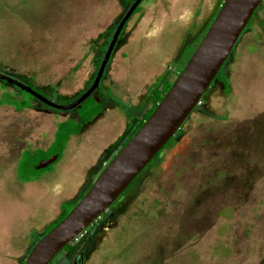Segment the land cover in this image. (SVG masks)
<instances>
[{"label": "rangeland", "instance_id": "rangeland-1", "mask_svg": "<svg viewBox=\"0 0 264 264\" xmlns=\"http://www.w3.org/2000/svg\"><path fill=\"white\" fill-rule=\"evenodd\" d=\"M127 1L131 0H0V74L57 105L74 103L93 84L119 20L129 9ZM215 2L170 0L166 11L150 8L152 24L139 31L140 14L155 3L143 0L117 44V48L124 44L122 58L134 84L127 86L124 76L118 82L122 102L107 92L103 95L120 107L118 114L136 113L128 101L137 98L153 76L159 92L174 80L195 47L190 44L197 30L213 16L220 0ZM212 7L213 11L202 14ZM197 14L202 15L196 18ZM257 19L223 67L230 82L229 95L218 85L203 97L201 107L191 113L159 158L125 191L130 192L126 208L118 207L113 229L100 231L87 264H264V13ZM120 54L121 49L113 54L115 61ZM112 59L96 92L71 111L50 109L0 81L2 124L6 107L22 110L33 102L52 116L26 113L31 126L60 129L56 116L62 115L58 121L77 113L83 118L71 119L60 129L64 138L71 135L73 145L66 142L67 152L56 166L36 170L41 162L56 156L58 147L30 151L21 158L18 176L32 180L46 173V188L30 198L0 196V222L14 216V224L23 218L31 219V226L37 222L39 228L48 224L50 207L72 190L64 172L72 175L79 169L82 177L106 142L114 140L108 120L90 125L103 112L101 107L98 116L92 115L100 110L96 96L104 90ZM18 95L22 102L16 100ZM152 105L151 99L148 108ZM111 119L109 123L115 118ZM57 166L62 170L57 171ZM36 241L37 236L24 240ZM65 255L61 252L52 264H67Z\"/></svg>", "mask_w": 264, "mask_h": 264}, {"label": "water", "instance_id": "water-1", "mask_svg": "<svg viewBox=\"0 0 264 264\" xmlns=\"http://www.w3.org/2000/svg\"><path fill=\"white\" fill-rule=\"evenodd\" d=\"M142 2L143 0H136L128 10L117 27L94 84L74 103L60 106L6 75L0 74V80L19 87L53 109L71 111L78 108L99 88L124 26ZM261 5H264V0L224 1L192 57L150 118L109 162L67 217L49 233L41 236L32 247L24 264H51L68 245L100 219L125 193L200 105ZM58 159L56 155L43 161L36 170L46 169Z\"/></svg>", "mask_w": 264, "mask_h": 264}, {"label": "crops", "instance_id": "crops-1", "mask_svg": "<svg viewBox=\"0 0 264 264\" xmlns=\"http://www.w3.org/2000/svg\"><path fill=\"white\" fill-rule=\"evenodd\" d=\"M169 1L170 0H155L154 6L148 7L143 14H140V20L137 24L136 29L140 31L142 30V27H146V24L147 26H151L152 18L154 16L151 14L149 9L151 8L153 10L155 7H161L166 11L165 6ZM217 1L218 0H216L215 3H217ZM207 11H213V7L212 9L207 8V10L203 11L202 14H205ZM198 16L199 14H197L195 17L198 18ZM211 17L207 19V22L210 21ZM207 22H205V24H203L202 27L197 30V34L194 37V40L202 34V32L200 33V31L204 30L203 28L207 26ZM125 44H127V42ZM123 45L124 44H122L114 52L117 53L118 50L121 49L120 57L117 56L119 58L118 60L115 61L114 58L116 56L112 55V62L110 63V66L108 67V70L106 72L105 79L103 80V88L105 91H100V95L98 94L96 96L97 100H99L100 102H104L103 112L94 123L90 124L95 125L99 123V121L108 120V126H110L109 131L115 135L114 140L112 142L109 140L106 142V146L101 149V152L97 154L96 160L91 163L93 165H91L88 169H85V171H83L84 173L81 172L82 177H80L79 175V169L72 175L69 174V172H64V176L68 178V180L70 179L69 189L72 190H70V192L68 191V194L67 191L65 192V195L67 194V197L64 195L66 199H60L50 207V221L48 224L43 225L39 228L36 222L33 226H31V219H29L28 221L25 218L20 219L17 224H14V216H11L9 220L0 222V264L24 263L32 247L41 238V236H43L46 226L55 223L61 216L62 205L67 202L75 201L76 198L80 196L81 191L89 184H92L98 178L103 169L122 148L124 143L132 136L133 132L138 126L139 121L142 120L144 115L149 111L150 108L148 107L149 103L151 104L153 88L157 83L154 81V79H157L156 76H153V80L147 81V83L145 82V85L143 86L142 90L139 91V96L137 98H133V100L128 99L130 101L126 100L129 103L130 109L136 112L135 114L129 112L127 113V115H125L124 113L118 114L117 112H119L118 109L120 107L112 103V100L109 103L110 97L103 96L104 93L107 92L106 95L110 94L111 96H113L112 98L119 100V102H122L121 99H125L119 95L121 87L119 86L118 82L124 76V82L127 86L131 87V85L134 84L132 83L133 77L130 73V67L126 62H124L125 60H123V58H125V55L123 53ZM141 82L142 81H140V83ZM29 112H36L38 115L44 114L45 116H52L49 113L50 111H45L42 108H39V106L34 103L33 106L29 108V110L18 112L13 109H8L7 112H5V116L3 117V121H5V123H0V191L3 192V194L0 196H18L23 198H30L32 195L37 194L40 189L43 190L46 188V183L44 180V175L46 173L36 179L33 178L32 180H24L21 179L20 176H18L19 164L21 162V158L25 154L24 151L34 152L40 149L48 150L49 148H51L54 144L58 128H55V126H53V128H50L49 126L47 127L43 125L31 126L30 123L25 119V114ZM21 113H23L22 117L20 116ZM57 117H62V115L54 117V120H56V122L58 123H63L71 119L76 122L80 121L78 113L74 116L67 115L63 121H58ZM112 117L115 119H113ZM109 119H111L112 122L109 123ZM16 120L17 122L22 121L23 124L16 125ZM19 136L21 140L18 143L16 139ZM71 139L67 143H70V146L73 145V141H71ZM110 148L114 149L113 151L108 152ZM65 150L67 152L66 148ZM58 163L59 160L55 163V166ZM56 169L57 171L62 170V166H57ZM17 192H20V194ZM20 208L25 212L24 207L21 206ZM44 212L46 214V207L44 209ZM38 220L39 219L36 218V221ZM31 236H37V241L35 243L30 244L29 242H24L25 239Z\"/></svg>", "mask_w": 264, "mask_h": 264}, {"label": "flooded vegetation", "instance_id": "flooded-vegetation-1", "mask_svg": "<svg viewBox=\"0 0 264 264\" xmlns=\"http://www.w3.org/2000/svg\"><path fill=\"white\" fill-rule=\"evenodd\" d=\"M136 0H134V1H127V2H129V9L131 8V6L133 5V3L135 2ZM131 2V3H130ZM128 9V10H129ZM128 11H126V13H127ZM126 13H125V15H126ZM135 13V12H134ZM137 14V13H136ZM136 14H133L131 17H130V19L134 16V15H136ZM124 15V16H125ZM124 16L123 17H121L120 18V20H119V23H118V25H117V27L119 26V24H120V22L122 21V19L124 18ZM129 19V20H130ZM129 22V21H128ZM127 22V23H128ZM126 23V24H127ZM126 26V25H125ZM125 26H124V28H125ZM124 28H123V30H124ZM116 30H117V28H116ZM116 30H115V32H116ZM123 30H122V32H121V34H120V36H119V39H120V37L123 35ZM115 32L113 33V36H112V39H113V37H114V34H115ZM123 37H124V35H123ZM112 39H111V41H112ZM119 39H118V41H119ZM111 41H110V43H111ZM110 43H109V46H110ZM117 44H118V42H117ZM117 44L115 45V48H114V50H113V52H112V54H111V57H112V55L114 54V52H115V50L117 49ZM109 46H108V48H109ZM108 48H107V50H108ZM107 52V51H106ZM105 55H106V53H105ZM105 55H104V57H105ZM104 57L102 58V60H100V63H99V69H100V67H101V64H102V62H103V60H104ZM111 57H110V59H111ZM110 59H109V61H110ZM109 61H108V63H109ZM107 66H108V64H107ZM107 66H106V68H107ZM224 67V66H223ZM106 68H105V70H106ZM99 69H98V71H99ZM98 71H97V73H96V76H97V74H98ZM222 72H223V69H222ZM104 73H105V71H104ZM4 75H6V74H4ZM7 77H9V78H11L12 79V77H10L9 75H6ZM103 76H104V74H103ZM225 76V78H227L228 79V76L225 74L224 75ZM96 78V77H95ZM102 79H103V77H102ZM101 79V80H102ZM14 80V79H13ZM1 81V80H0ZM16 81V80H15ZM94 81H95V79H94ZM228 81H229V79H228ZM2 82H5V81H2ZM18 82V81H17ZM101 82V81H100ZM7 85H6V87H8V86H12L13 88H16V89H18V90H20L21 92H24V91H22L19 87H17V86H14L13 84H11V83H8V82H5ZM230 83V82H229ZM22 84V83H21ZM93 84H94V82H93ZM92 84V85H93ZM24 85V84H23ZM91 85V86H92ZM218 85H221L222 87H223V92H224V94L226 95V96H228L229 95V93H230V87H229V92L228 93H226V89H224V86L222 85V83L219 81V80H216V81H214L213 83H212V85L210 86V89L207 91L208 92V95L206 94L205 95V97L206 96H209L212 92H214V90H217V87H218ZM24 86H27V85H24ZM91 86L88 88V90L91 88ZM27 87H29V86H27ZM157 86H155L154 88H153V92H152V100H153V96H154V93H155V91H156V89H158V88H156ZM31 88V87H30ZM155 89V90H154ZM213 89V90H212ZM87 90V91H88ZM2 92H4L5 90H1ZM86 91V92H87ZM6 92H10V89L9 88H7L6 89ZM96 92V91H95ZM94 92V93H95ZM24 93H26V92H24ZM28 94V93H27ZM30 95V94H29ZM204 97V98H205ZM35 99V98H34ZM16 100L17 101H19V102H22L23 100H22V98H21V96L20 95H18L17 97H16ZM35 100H37V99H35ZM37 101H39V100H37ZM40 102V101H39ZM204 101H201L200 102V105L198 106V107H201V105H202V103H203ZM36 104L37 106H39L40 108H41V106L37 103V102H33L32 103V106H33V104ZM40 103H42V102H40ZM42 104H44V103H42ZM45 105V104H44ZM45 106H47V105H45ZM153 106V105H152ZM1 107H2V105H0V109H1ZM47 107H49V106H47ZM7 109H9L8 107H6ZM29 108H31V107H28V108H24V109H22V110H16V109H14V108H12L13 110H16V111H18V112H20V111H23V110H25V109H29ZM50 109H53V108H51V107H49ZM152 108V107H151ZM151 108L149 109V111L151 110ZM61 111V110H60ZM148 111V112H149ZM147 114V113H146ZM144 118V117H143ZM141 121H139V123H140ZM138 123V124H139ZM17 140V142L19 143L20 142V136L16 139ZM126 143V142H125ZM124 143V144H125ZM124 146H122V148H123ZM121 150V149H120ZM119 150V151H120ZM118 151V152H119ZM25 152V154L27 153V152H30V151H24ZM118 152H117V154H118ZM24 154V155H25ZM23 155V156H24ZM116 156V155H115ZM114 156V157H115ZM104 170V169H103ZM102 173V172H101ZM99 177V176H98ZM97 180V179H96ZM95 180V181H96ZM137 180V179H136ZM135 180V181H136ZM94 181V182H95ZM134 181V182H135ZM94 182L92 183V184H89L88 186H86L82 191H81V194H80V196L78 197V198H76V200L75 201H77L80 197H82L83 195H85L88 191H89V189L92 187V185L94 184ZM129 189V188H128ZM127 189V190H128ZM132 190V189H131ZM130 190V191H131ZM82 192H84L83 194H82ZM130 193V192H129ZM129 193L128 194H123L119 199H120V201H119V199L117 200V201H119L116 205H115V203L117 202H115L112 206H111V208L106 212V213H104L101 217H100V219H98L94 224H92L86 231H84L77 239H75L70 245H68V247L66 248V249H64L63 251H62V253L64 252V253H66V258H67V264H87V262H88V258H89V256H90V252L92 251V249L94 248V246H95V244H97V237L99 236V233H100V231L101 230H104V229H113L114 227V224L115 223H117L116 222V220L118 219V217H117V213H118V207L121 209H123V208H126V202H127V199H128V197H129ZM132 199V198H131ZM131 199H130V201H131ZM133 201V200H132ZM121 202H123L122 204H121ZM125 203V204H124ZM61 254V253H60ZM52 264V263H51Z\"/></svg>", "mask_w": 264, "mask_h": 264}, {"label": "trees", "instance_id": "trees-1", "mask_svg": "<svg viewBox=\"0 0 264 264\" xmlns=\"http://www.w3.org/2000/svg\"><path fill=\"white\" fill-rule=\"evenodd\" d=\"M133 1H134V0H133ZM224 1H225V0H220V2H219V4H218V7H217L216 10L214 11L213 16L211 17V19H210L208 25L205 27V30L202 32V34H201L198 38H196L194 41L191 42L190 47L194 45V46H195V47H194L195 49L193 48V50L189 53V57H187V59L185 60L182 69L176 72L174 80L171 81V82H169V83H166L165 86L162 85L163 88H161V90H160L161 92H159V91L156 89V91H155V93H154V96H153V106H152L151 110H150L149 112H147V114L144 115V118H143V119L141 120V122L138 124L136 130L133 132L132 136L126 141V143H127L130 139H132V138L135 136V134L141 129V127L144 125V123H145V122L150 118V116L153 114V112L155 111V109L157 108V106L159 105V103L163 100V98H164V96L166 95V93L170 90V88H171L172 85L174 84L175 80L177 79V77L179 76V74L182 72V70L184 69V67L186 66V64L188 63V61L190 60V58L192 57L193 53H194L195 50L197 49L198 45H199L200 42L202 41V39H203V37L205 36L206 32H207L208 29L210 28L212 22L214 21V19L216 18L217 14L219 13V11H220V9H221V6L223 5ZM139 7H140V6H139ZM139 7H138V8H139ZM138 8L136 9V11H135L134 14L137 13ZM261 13H264V5H261V6L258 8V10L255 12L254 16L252 17V19H251L249 25H250L252 22H254L255 19H256V20H259V19H257V18H259V14H261ZM249 25H248V26H249ZM248 26H247V27H248ZM246 29H247V28H246ZM244 32H245V31H244ZM196 41H197V42H196ZM183 52H184V51H183ZM185 52H186V51H185ZM222 69H223V68H222ZM216 80H219V81L222 83V85L224 86V89H226V91L228 90V88H229V81H228V79L225 78V76L223 75L222 70H221V71L218 73V75L216 76L215 81H216ZM162 86H161V87H162ZM226 93H228V92H226ZM31 98H32L33 101H35V99H34L33 97H31ZM99 105H100V110H94L93 113H92V115H93L94 113H95V116H98V115L100 114V112H101V107H102V108L104 107V106H103V105H104V102H100ZM28 107H32V104H30V105H25V106H23L21 109L28 108ZM78 114H79V113H78ZM92 115H91V116H92ZM82 119H83V118H81L80 120H82ZM69 121H70V120L61 123V124H60V129L63 128L65 125H67V124L69 123ZM82 122H84V121H82ZM60 129H58V131H57V133H56V137H55L54 144L52 145V147H58V151H57V154H56V155L59 157V160L61 159L62 154H63V152H64V150H65V148H64V147H65V144H66V142L69 141L70 136H71V135H70L69 137L64 138V136L61 135ZM126 143H125V144H126ZM125 144H124L123 146H125ZM165 148H166V147H165ZM165 148H164V149H165ZM164 149H163V150H164ZM163 150H162V151H163ZM162 151L156 156V158H155L154 160H157V159L159 158V155L162 153ZM133 183H134V182H133ZM133 183H132V184H133ZM132 184L130 185V187L132 186ZM130 187H129V188H130ZM83 196H84V195H83ZM83 196L80 197L77 201H72V202L64 203V204L62 205V214H61V216L58 218V220H57L55 223H53L52 225H50V226L47 228V230L45 231L44 235L47 234V233H49V232H50L53 228H55V227H56V226H57L62 220H64V219L67 217V215H68V214H69V213L75 208V206L78 204V202L83 198ZM67 247H68V246H67ZM67 247H66V248H67ZM66 248H65V249H66ZM23 264H24V263H23Z\"/></svg>", "mask_w": 264, "mask_h": 264}]
</instances>
